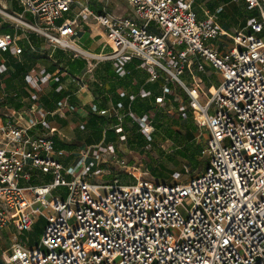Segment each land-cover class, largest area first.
Instances as JSON below:
<instances>
[{"label": "built area", "instance_id": "obj_1", "mask_svg": "<svg viewBox=\"0 0 264 264\" xmlns=\"http://www.w3.org/2000/svg\"><path fill=\"white\" fill-rule=\"evenodd\" d=\"M127 1L131 14L117 16L106 7L95 12L88 0H17L20 11L0 5V26L8 22L41 35L75 56L111 60L119 71L137 58L152 81L164 79L165 93L169 84L184 87L188 102L180 110L192 111L197 126L208 132L202 149L207 165L186 180L162 182L142 176L146 172L134 182L120 173L97 180L93 176L102 169L93 167L104 153L118 157L114 144L89 146L78 169L65 167L55 158L53 130L38 128H49L45 114L21 124L16 111L5 110L0 113V237L11 224L22 234L38 217L46 220L39 244L13 243L2 252L5 264H264V0H246L259 18L235 33L222 30L213 15L199 20L195 0ZM74 6L79 12L65 18ZM80 17L105 29L100 53L76 39ZM221 36L232 41L223 52L207 44ZM15 42L14 35L0 33V52ZM195 60L198 71L211 66L220 76L203 96L182 80L187 71L193 74ZM5 70L1 64L0 75ZM164 99L158 96L156 102ZM143 120L151 135L154 126ZM117 162L129 172L139 170L122 157ZM35 170L52 179L29 183ZM61 186L68 188L65 197L53 194Z\"/></svg>", "mask_w": 264, "mask_h": 264}, {"label": "crops", "instance_id": "obj_2", "mask_svg": "<svg viewBox=\"0 0 264 264\" xmlns=\"http://www.w3.org/2000/svg\"><path fill=\"white\" fill-rule=\"evenodd\" d=\"M0 5L11 10H21L17 0H0ZM88 5L95 12L101 11L103 7L108 10L107 4L101 0H88ZM129 7L128 14H131L130 4ZM193 9L199 20L213 15L217 25L229 33L245 30L248 21L253 18L249 13L257 14L259 18V10H249L246 0H195ZM79 10V6H74L72 12L65 18H74ZM62 21L58 20V23ZM0 27L1 34L10 33L16 37L12 48L0 52V65L6 66V70L0 75V108L7 106L8 113L16 111L20 117L16 115L14 118L21 124H27L33 114L38 117L45 114L44 120L49 128L39 125V130L44 133L53 130L56 151L60 149L69 154L72 157V164L76 152L75 145L78 142L84 143L78 147L84 152L86 147L99 145L106 140L103 136L106 135V130L101 133L99 140L93 139L94 132L84 136L88 125L96 124L99 118L105 117L102 119L103 122L110 118L111 127L125 126L122 121L124 118L127 122L133 120L135 124L138 123L137 118H144L151 121L155 128L156 114H152L154 109L160 110L161 107L175 104L177 110L181 111V106L188 102V93L184 87L169 84L170 93H165L164 79L152 81L149 71L137 58L126 63L119 71L111 60L94 62L82 55L75 56L73 51L53 46L45 37L16 29L8 22H4ZM76 39L84 49L100 53L106 43L105 29L93 19L80 17ZM207 44L223 52L232 45V41L229 37L221 36L207 40ZM197 62L194 61L193 74L187 71L182 80L200 96V93L210 92L218 84L220 76L211 66L206 67L205 73L198 71ZM30 76L37 80L33 82ZM212 76H216V81L211 79ZM184 77H189V81ZM164 95V102L157 103L156 98ZM94 108L98 111L108 110V113L101 115ZM121 111L124 112L123 115L120 114ZM189 113V110L181 111L175 121L186 120ZM107 135L108 144H112L113 137L123 136L112 131ZM55 158L62 163L58 156L55 155ZM51 179V174L35 170L29 183L38 185ZM41 218L43 217L37 218L30 231L22 234L15 224L9 225L2 232L0 264H5L2 252L15 242H21L30 248L37 246H30L27 241L29 233L34 230Z\"/></svg>", "mask_w": 264, "mask_h": 264}, {"label": "rangeland", "instance_id": "obj_3", "mask_svg": "<svg viewBox=\"0 0 264 264\" xmlns=\"http://www.w3.org/2000/svg\"><path fill=\"white\" fill-rule=\"evenodd\" d=\"M101 2L107 4L108 11L111 14H117V16L123 14V16H127V14L130 13V7L126 0H101ZM68 15L69 14H66L65 17H68ZM249 15H253L254 18H257V14L249 13ZM108 50L109 47L107 46L104 51ZM92 60L94 62L99 61L98 59ZM194 78H196L195 74ZM184 79L189 81V77H184ZM211 79L216 81V76H212ZM200 95L203 96L202 93H200ZM5 110L8 112V107L7 109H5V106L0 108V113ZM180 112L181 111L177 110L175 107V104L161 107L160 110L154 109L152 114H156L154 121L155 129L151 135L145 133V128L143 127L145 124L144 118L141 119L136 117L139 126H136L137 123L135 124L133 120L127 122L125 118L122 119L125 126L122 125L120 127H111L112 124L109 122L110 118L107 119V122H103L102 119H105V117L99 118V120L95 122L96 124L90 123L85 130L84 136H88V134L94 132L92 134L94 140H99L105 130L112 131L118 135L123 134L122 141L120 136L119 138L113 137L111 140L112 144L114 143L118 148V157H112L106 153H104V155L102 154L101 159H99L93 167L94 170L97 168L102 169V172H98L93 178L97 180L109 179L114 173H120L125 181L134 182L140 172H146L147 174H143L142 176L162 182H169L175 179L186 180L203 171L208 161L207 154L202 152L198 156L199 163H196L194 167H191L184 157L188 155L192 149H197L198 147L203 149L208 137V132L197 126L192 111L187 115L186 120L176 122L175 118ZM120 114L123 115L124 112L121 111ZM191 126L196 128L197 131H195L193 136L186 135V131L189 130ZM74 131H76V129ZM168 131H171L172 135H168ZM103 136L105 139L106 135L103 134ZM108 141L109 139L107 138L101 143V147L106 148ZM83 144L78 142L75 145L76 152L74 153L73 164L71 163L72 157L66 152L60 151L59 149L56 151L55 155L60 158L64 166L68 167L72 164L71 166L77 167L78 169L83 163V152H81L82 149H78V147ZM92 150H95V148ZM91 155L94 156V153ZM121 157L126 160L127 164L136 166L139 170L134 172L131 170V172H129L127 168H119L117 159ZM67 193V186H61L53 192L54 195L63 197H65ZM45 225V218H41L34 230L29 233V240L27 243L30 246L39 244Z\"/></svg>", "mask_w": 264, "mask_h": 264}, {"label": "trees", "instance_id": "obj_4", "mask_svg": "<svg viewBox=\"0 0 264 264\" xmlns=\"http://www.w3.org/2000/svg\"><path fill=\"white\" fill-rule=\"evenodd\" d=\"M1 28L2 27H0V29ZM177 122H179V120H177ZM136 126H139V124L137 123ZM195 131H197V129L193 128V126H191V127H189V130L186 131V135L188 134L189 136H193ZM108 133H110V131L106 130V139L108 138V135H107ZM168 135H172L171 131H168ZM54 142H55V139H54ZM55 147H56V144H55ZM201 153H202V149L199 147L197 149H192L190 151V153L184 157V159H186L188 161V164L191 167H194L196 163H199L198 162V156Z\"/></svg>", "mask_w": 264, "mask_h": 264}, {"label": "bare ground", "instance_id": "obj_5", "mask_svg": "<svg viewBox=\"0 0 264 264\" xmlns=\"http://www.w3.org/2000/svg\"><path fill=\"white\" fill-rule=\"evenodd\" d=\"M149 129H151V128H149Z\"/></svg>", "mask_w": 264, "mask_h": 264}]
</instances>
